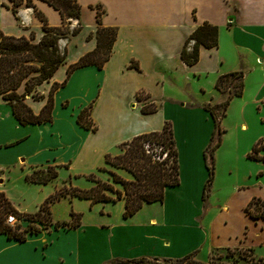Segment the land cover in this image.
Listing matches in <instances>:
<instances>
[{
  "label": "crops",
  "instance_id": "crops-1",
  "mask_svg": "<svg viewBox=\"0 0 264 264\" xmlns=\"http://www.w3.org/2000/svg\"><path fill=\"white\" fill-rule=\"evenodd\" d=\"M77 2L79 30L58 40L65 57L49 81L37 86L43 98L36 109L24 95V103L37 113L50 84L64 81L52 93L51 121L21 125L0 97V167H24L25 174L44 164L91 169L103 162L105 153L115 155L121 142L159 131L169 121L178 181L164 187L161 202L144 203L127 217H122L123 199L93 204L80 199L87 212L100 205L85 221L83 212L73 209L81 214L75 227L26 233L22 241L0 233V264H105L138 257L177 259L189 253L191 260L204 264L211 250L240 248L264 261V220L245 211L252 198L264 203V162L247 156L256 141H264V0ZM32 3L46 26L60 25L59 14L46 2ZM95 5L102 11L99 24ZM9 6V0H0V32L32 34L36 42L42 22L33 9L20 4L13 14ZM202 22L217 27V44L200 47L197 61L185 65L179 57L181 45ZM74 25L71 20L68 27ZM98 26L115 29L107 59L100 68L86 65L66 76L67 65L95 47ZM238 69L244 72L242 92L229 100L219 119L212 177L202 198L208 177L203 152L213 130V119L203 106L224 98L213 87L216 77ZM71 103L73 108L60 109ZM88 104L94 131L75 121L76 113ZM146 104L155 105V110L142 112ZM257 155L264 157V147ZM111 168L117 174L124 171ZM126 173L123 178L130 179ZM74 198L78 199L64 196L54 203L67 200L73 207ZM114 203L116 212L107 207ZM38 205L32 210L12 206L31 213ZM68 218L69 211L65 219L53 220Z\"/></svg>",
  "mask_w": 264,
  "mask_h": 264
},
{
  "label": "trees",
  "instance_id": "trees-1",
  "mask_svg": "<svg viewBox=\"0 0 264 264\" xmlns=\"http://www.w3.org/2000/svg\"><path fill=\"white\" fill-rule=\"evenodd\" d=\"M51 6L60 16L61 22L57 27L46 26L42 14L34 8L32 0H9L12 13L15 8L23 4L31 7L34 15L42 22V34L36 42H33L32 34L24 36L4 35L0 32V97L10 107L11 113L16 121L21 124H40L51 121L52 93L62 86L61 83L52 82L48 89L46 98L37 113H33L29 106L24 103V95H29L31 99H42L43 95L36 91V87L42 82H48L56 67L63 63L65 49L58 51V40L64 39L67 35H75L79 30V4L77 0H42ZM95 18L99 24V16L102 12L99 5H95ZM71 20L75 21V26L68 27ZM115 37V29L112 27H97L95 30V47L81 55L75 62L66 67V76L74 69L94 65L100 68L107 59L110 52L111 43ZM188 44H190L187 49ZM217 44V27L207 22L197 25L184 39L180 51V60L185 65H192L197 61L200 47L212 48ZM29 61L38 65H30ZM33 73V74H31ZM244 72L241 69L220 74L216 77L213 87L220 93H224L221 102L213 105H204L213 119V130L210 140L204 149L203 156L205 166L208 170V177L202 187V198H204L212 177V152L219 142V119L224 115L225 108L232 97L240 96L243 86ZM21 91L18 92V88ZM150 106V108H149ZM91 105L82 107L76 114L75 121L83 129L94 131L96 126L89 117ZM142 112H152L155 105L146 104L141 106ZM149 140L162 149H168L172 154L171 170L167 171L163 161H152L149 155L142 150L143 141ZM264 147V141H256L247 156L253 159L262 160L264 157L258 156L259 149ZM118 154L111 155L105 153L103 161L105 164L122 169L129 173L130 179H124L112 170H106L110 175V182L99 180L92 174L86 178L93 182L89 188H77L73 186H61L46 196L31 213L18 212L13 208L7 198L0 192V233L8 238L22 241L26 233H36L37 228L31 222L42 223L44 218L49 216V205L59 200L61 197H76L86 199L90 204L96 202H112L116 199H123L122 217L132 215L142 204L151 202H161L163 189L166 186L177 184V163L176 151L171 135L169 121H164L159 131L139 134L129 140L117 145ZM56 165H46L45 168H34L24 175V181L30 184H45L56 177ZM98 170L105 171L103 167ZM117 184L120 188H114ZM106 192L114 193V197ZM246 213L253 219L264 220V203L258 198H252L245 206ZM8 213L13 214L17 219H25L28 225L19 230V225L11 227L5 224L4 219ZM81 214L69 211L70 220L54 221L53 228H72L79 224ZM49 221V219H48ZM47 224H50L48 222ZM229 250V249H226ZM192 254H186L177 259L169 258H147L138 257L130 260L113 259L105 264H202L191 260ZM260 264H264L260 261Z\"/></svg>",
  "mask_w": 264,
  "mask_h": 264
},
{
  "label": "rangeland",
  "instance_id": "rangeland-1",
  "mask_svg": "<svg viewBox=\"0 0 264 264\" xmlns=\"http://www.w3.org/2000/svg\"><path fill=\"white\" fill-rule=\"evenodd\" d=\"M75 26V25H74ZM62 41L58 42V51L59 53L62 52ZM30 65L37 66L38 64L32 61L27 62ZM33 74V73H31ZM36 91L37 87H36ZM39 92V91H38ZM29 96V95H28ZM45 97V96H44ZM31 106L34 105L35 109L39 104V99L33 100L31 99ZM75 104H69L68 106L61 105L60 109H71ZM42 106V105H41ZM40 106V107H41ZM33 108V107H32ZM150 108V106H149ZM230 113L227 115L226 120L230 119ZM77 114V113H76ZM33 127V126H32ZM36 127V126H35ZM156 151L159 152L160 160L163 161V166L167 167V171L171 170V163H172V154L168 151V149H162L158 145L155 144L153 146ZM119 153V150L116 146V154ZM113 155V154H111ZM46 164L36 166L35 168H45ZM98 167H103L105 171L98 170ZM24 168V167H23ZM21 168V170L14 166V167H0V192L4 194L7 200L12 205H17L19 208L23 210H32L35 203H41L43 199L52 193L56 188L61 186H73L77 188L84 189L83 187L89 188L93 185V182L86 178V175L92 174L93 177L110 182V175L106 172V170H111L112 168L108 165L100 162L96 167L91 169L84 168V167H74V168H63V167H56V177L51 180L50 182L43 184V185H34L24 181L25 171ZM116 173V172H115ZM120 174V175H119ZM119 176L122 178L127 176V173L122 171L118 173ZM114 188H118L114 186ZM111 197H114V193L106 192ZM73 207L68 203L67 200H62L58 203H51L49 205V216L42 220V223L34 221L31 222L33 226L37 228L38 231L47 230L52 228V223L54 222L53 218L62 220L65 219L67 216L68 211H75L80 210L83 212V220L85 221L88 215H91L93 212L96 211L95 207H98L100 204H95L94 208H91L90 212H87V207L84 205V201L80 199H72ZM107 207H110L112 212H116L118 205L114 204H107ZM75 209V210H73ZM8 215L13 216L16 221L10 225L14 227L19 225V230L25 228L28 225V221L25 219H17L13 214L8 213ZM6 216V217H7ZM49 219V221H48ZM70 220V218H68ZM24 221V222H23ZM50 222V224H47ZM26 223V226L23 227L22 225ZM260 259H257L247 249H222V250H211L208 254L206 262L204 264H260ZM264 262V261H263Z\"/></svg>",
  "mask_w": 264,
  "mask_h": 264
},
{
  "label": "built area",
  "instance_id": "built-area-1",
  "mask_svg": "<svg viewBox=\"0 0 264 264\" xmlns=\"http://www.w3.org/2000/svg\"><path fill=\"white\" fill-rule=\"evenodd\" d=\"M153 146H155V144H153L149 140H145L141 144L143 152L145 154L149 155V157L152 161H159L160 160L159 152L156 151V149ZM15 221H16V219L11 215H8L4 219V222L7 225H12Z\"/></svg>",
  "mask_w": 264,
  "mask_h": 264
}]
</instances>
